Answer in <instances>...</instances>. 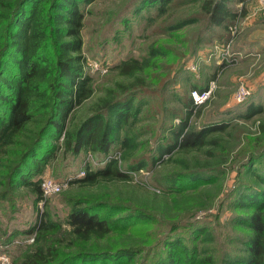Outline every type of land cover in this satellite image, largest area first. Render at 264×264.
<instances>
[{"label": "rangeland", "instance_id": "rangeland-1", "mask_svg": "<svg viewBox=\"0 0 264 264\" xmlns=\"http://www.w3.org/2000/svg\"><path fill=\"white\" fill-rule=\"evenodd\" d=\"M16 1L0 3V58L9 7ZM206 1L172 0L163 12L142 0H93L84 6L80 54L83 71L91 77V94L71 111L68 128L78 127L99 112L106 100L134 94V106L145 102L137 117H130L118 133L108 154L95 157L81 152L74 157L63 149L57 151L42 177L60 181L63 187L59 193L35 203L30 188L8 191L9 198L0 202V223L5 231L27 228L45 208L62 220L70 201H98L144 212L151 221L137 222L133 229H115L88 245L75 243L64 247V252H77L78 246L98 251L147 248L170 232L187 236L200 228L205 235L197 240L198 249L202 257L210 255L213 264H221L222 258L228 264V259L245 255L243 241L251 231L231 220L252 212L235 206L248 188L264 189L257 177L264 175V160L247 172L243 167L252 156L264 152V10L259 0H231L228 5L242 14L231 29H223L210 23L203 8ZM131 59L139 65L122 74L117 66ZM212 79L211 98L190 115L188 125L193 129L226 125L225 129L209 133L199 148L177 147L158 158L159 146L172 143V132L184 119L182 100L189 96L193 82H206L207 86ZM241 85L248 87L250 94L237 102L236 91ZM249 105L260 106L261 111L245 118ZM42 112L32 119L31 131L21 142L29 144V137L48 115L47 110ZM126 131L127 147L121 144ZM9 148L13 153L3 156L7 167L0 168V190L18 156L17 147ZM116 153L115 161L128 178L98 179L94 184L74 181L85 175L81 174L85 167L102 166ZM141 162L147 165L127 171L129 165ZM31 240L23 234L15 237L0 252L8 258L4 264H13ZM138 263L139 258L130 264Z\"/></svg>", "mask_w": 264, "mask_h": 264}, {"label": "trees", "instance_id": "trees-1", "mask_svg": "<svg viewBox=\"0 0 264 264\" xmlns=\"http://www.w3.org/2000/svg\"><path fill=\"white\" fill-rule=\"evenodd\" d=\"M92 1L17 0L9 7L12 9L4 27V46L0 58V168L7 167L3 163L4 157L13 153L9 147H17L15 152L18 156L12 163L6 184L0 190V202L9 198L8 191L20 186L33 191L35 203L42 201V174L48 163L55 160L59 149L74 157L81 152H91L95 157L108 154L118 139V133L129 124L130 117L133 120L137 117L141 103L145 102L134 106V94H127L125 98L115 101L106 100L99 112L86 118L78 127L68 128L71 111L91 94V77L83 71L80 52L84 6ZM142 1L160 12L172 2ZM230 1L209 0L204 3L203 8L212 25L223 29H231L235 25L242 13L231 8L228 5ZM137 65L139 62L131 59L117 67L122 74H127ZM182 101L186 107L184 119L173 130L172 143L159 146L158 158L177 147L199 148L209 133L226 127L212 124L200 129L191 128L188 125L190 115L199 110L193 111L189 96ZM249 106L245 118L261 111L260 106ZM43 110H47L48 115L29 137V144L21 142L20 139L31 131L29 125L32 119L41 115ZM127 134L126 131L121 141L122 146L126 147L130 145ZM263 160L264 152L252 156L243 167L247 172L252 170L255 163ZM146 165L145 162L129 165L127 171H137ZM128 176L114 159H110L99 167H85V175L74 181L94 184L98 179L121 180ZM257 177L263 187L264 175ZM1 184L3 181H0ZM84 203H67L68 211L62 220L53 217L45 208L37 214L34 223L23 230L8 232L0 223V252L15 237L23 234L32 239V244L14 259L13 264H130L137 258L138 264H213L212 257H202V250L198 249L197 240L205 233L200 228H197V232L190 231L187 236L170 232L147 248L124 247L115 251H98L81 250V246H78L77 252H64V247H73L75 243L88 245L92 240L105 238L115 229H133L137 222L143 224L151 221L144 212H130L115 204L98 201ZM235 206L252 210L245 217L237 216L231 220L237 225L247 226L251 233L243 241L245 255L235 260L228 259V264H264V189L248 188L245 198L242 197ZM224 263L222 258L221 264Z\"/></svg>", "mask_w": 264, "mask_h": 264}, {"label": "built area", "instance_id": "built-area-1", "mask_svg": "<svg viewBox=\"0 0 264 264\" xmlns=\"http://www.w3.org/2000/svg\"><path fill=\"white\" fill-rule=\"evenodd\" d=\"M259 6L264 10V0H259ZM215 87V80L212 79L209 81L207 86L203 89L193 88L189 91V97L191 99V103L193 106V111L196 112L201 106H203L212 95V91ZM250 94V89L246 86H239L236 91L235 99L237 102H243L245 98ZM110 159H118L117 153L112 155ZM85 174V171L81 172V174ZM82 174V175H83ZM63 184L60 181L51 178H43L40 182V189L44 198L46 196L59 193L62 190ZM0 261L4 263H8V258L4 256H0Z\"/></svg>", "mask_w": 264, "mask_h": 264}, {"label": "crops", "instance_id": "crops-1", "mask_svg": "<svg viewBox=\"0 0 264 264\" xmlns=\"http://www.w3.org/2000/svg\"><path fill=\"white\" fill-rule=\"evenodd\" d=\"M193 86H197V87H206V82H205L204 84H202V85H201V83H195V82H193L192 87H193ZM182 109H183L182 111L185 112V110H186L185 105L182 106Z\"/></svg>", "mask_w": 264, "mask_h": 264}]
</instances>
